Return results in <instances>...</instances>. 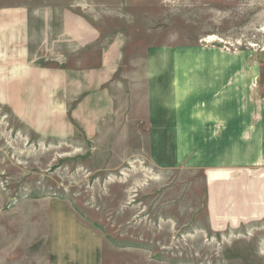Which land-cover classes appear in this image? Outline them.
I'll return each mask as SVG.
<instances>
[{
  "label": "rangeland",
  "instance_id": "374dc122",
  "mask_svg": "<svg viewBox=\"0 0 264 264\" xmlns=\"http://www.w3.org/2000/svg\"><path fill=\"white\" fill-rule=\"evenodd\" d=\"M1 31L0 67L23 56L43 90L0 101V264L49 263L54 199L104 236L101 264H264V218L214 222L206 169L153 164L145 76L217 49L264 99V0H0Z\"/></svg>",
  "mask_w": 264,
  "mask_h": 264
},
{
  "label": "crops",
  "instance_id": "0c3cea01",
  "mask_svg": "<svg viewBox=\"0 0 264 264\" xmlns=\"http://www.w3.org/2000/svg\"><path fill=\"white\" fill-rule=\"evenodd\" d=\"M9 35L0 32V45ZM196 51L190 60L172 59L171 51L147 62L151 159L165 170L206 169L211 201L215 195L223 199L220 207L211 204L214 222L223 220L222 215L232 223L262 220L264 99L256 83L259 70L251 61L217 49ZM7 56L0 67V101H28L31 92L29 99L42 92V71L27 66L23 56L21 61ZM18 110L20 116L28 115L26 109ZM255 166L260 169L252 170ZM47 209L48 264H101L104 236L64 199H54Z\"/></svg>",
  "mask_w": 264,
  "mask_h": 264
}]
</instances>
